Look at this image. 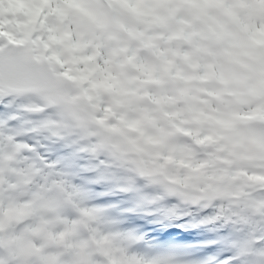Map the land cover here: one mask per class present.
Returning <instances> with one entry per match:
<instances>
[{
  "label": "snow or ice",
  "instance_id": "1",
  "mask_svg": "<svg viewBox=\"0 0 264 264\" xmlns=\"http://www.w3.org/2000/svg\"><path fill=\"white\" fill-rule=\"evenodd\" d=\"M244 2L262 13L253 18L258 32L253 40L264 44V0ZM186 4L199 5L201 10L180 23L192 29L190 35L201 37L209 60L220 64L231 42L228 9L222 8L209 21L203 6L224 5L225 0H0V149L6 143L22 144V156H35L44 165L59 161L57 167L62 164L72 170L99 165L80 175L100 177L93 185L97 201L126 208L130 193L119 187L107 190L112 182L100 175L101 158L91 160L89 153L78 151L83 142L74 144V137L58 133L57 125L74 122L72 100L93 94L98 68L105 69V85L111 87L118 105L131 108L139 94L134 81L156 82L153 69L145 63V56L154 54L156 47L150 43L152 31L168 30ZM160 5H170L167 15L157 12ZM131 68L139 69V74L131 77ZM236 80L233 73L224 82ZM243 87L246 98L236 102L208 93L216 106L205 102L207 110L186 100L187 114L177 113L179 123H172L175 132L222 154L253 136L260 125L258 142L264 151V81ZM250 183L258 191L245 189L244 194L250 201H261V206L242 226L231 215L235 208L229 198H210L211 186L195 203L169 197L168 205H178L169 218L154 213L127 215L160 240L185 235L177 232L178 227L211 233L183 248L156 245L172 249L173 264H264V162ZM237 232L243 238H233Z\"/></svg>",
  "mask_w": 264,
  "mask_h": 264
},
{
  "label": "rangeland",
  "instance_id": "2",
  "mask_svg": "<svg viewBox=\"0 0 264 264\" xmlns=\"http://www.w3.org/2000/svg\"><path fill=\"white\" fill-rule=\"evenodd\" d=\"M169 7L170 5H160L157 12L167 15ZM251 7L244 0H225L224 5L203 6L204 11L209 8L216 14L222 8L228 9L232 23L233 45L231 42L228 46L232 45V48L227 50L230 53L222 54L220 64L209 60L200 36H196L198 45L195 49L184 42L180 35L181 26L176 20L166 31H152L157 37L152 40L157 41L161 53L147 54L145 63L151 66L153 71L159 70L160 77L166 78L167 69L173 64L176 53L189 51L193 58L197 57L200 60L205 75L216 66L224 79L233 73L237 77L235 83H228L229 90L235 95H225L221 82L214 83L213 93L233 102L243 100L246 98V89L241 86L242 84L250 85L264 81V44L253 40V35H258V32L253 22L255 16L253 10H250ZM200 10L201 6L194 4L186 13L192 19ZM255 12L258 17L262 14L256 8ZM86 46L82 44V47ZM243 64L247 67L243 68ZM133 69L129 70L131 77H135ZM246 69L250 71L246 72ZM97 71L101 75L103 69L98 68ZM147 84L150 85L152 95L154 94L152 98L147 93ZM169 85L167 89L169 98L166 101L165 94L158 91L153 83L134 81L139 94L131 108L118 105L111 87L105 85V80L102 103L87 105L79 96L73 98L72 104L78 109L75 111V117L80 119L85 116L89 121L103 127L109 134L110 143L123 153L121 157L111 152L91 124L74 120L58 124L57 132L74 137V144L82 141L78 151L89 153L91 160L101 158L103 168L100 175L112 182L107 186V190L119 187L130 193L124 202L127 207L123 210L133 211L136 215L154 213L158 214L159 218H169L178 206L168 205L166 202L169 197H176L180 203H195L204 198L205 190L211 186L210 198H229L228 203L235 208L231 215L234 221L242 226L248 217L259 212L261 206V201H250L244 194L245 189L253 193L258 191L257 186L250 182L257 176L261 163L264 162V151L258 142L261 126L256 125L253 136L227 153L218 154L217 150L211 147L203 149L194 145L188 137L175 132L172 127L174 120L179 123L176 119L177 113L187 114V105L182 92L171 83ZM190 90L195 96L187 101L195 108L207 110L208 103H204L201 98L204 95L202 81L194 82ZM207 99L212 107L216 106L215 97L208 96ZM237 106L245 107L239 103ZM163 107L169 108L172 115H165ZM123 114L130 118L126 123L123 121L125 118ZM146 139L150 141L147 142ZM22 148V144L6 143L0 149V250L4 248L5 231L9 233L8 239L18 245L22 237L16 229L21 222L31 221L28 233L37 225L40 226L38 239L35 236L27 237L31 239L32 245L46 241L50 246H55V238L61 237L64 248L68 249L70 254L80 253L72 264H173L170 248L152 247L147 252L127 248V242L124 240L127 233L116 229L107 217L98 212L96 206L89 205L80 186L68 180L69 173L79 176L80 170H67L62 164L57 167L59 161H53L47 165L43 164L45 173H40L37 170L38 166L30 161L27 154L21 155ZM4 158L7 160L6 166L3 165ZM97 167L99 165H90L88 170ZM92 177L96 180L100 178ZM53 186L63 189L65 196L62 204L58 203L61 198L59 200L53 198ZM21 195H25L26 199L22 200ZM70 209H77L83 213L82 221L90 231L92 245L83 244L76 234L67 214ZM179 229L186 234L192 233L190 237L193 240H189L187 244L170 245L172 248L193 245L201 236L211 235L195 229L178 227L177 230ZM233 238L241 239L243 233H234ZM91 252L95 254L91 255ZM99 253L105 262L99 261ZM0 264H6L2 257Z\"/></svg>",
  "mask_w": 264,
  "mask_h": 264
},
{
  "label": "clouds",
  "instance_id": "3",
  "mask_svg": "<svg viewBox=\"0 0 264 264\" xmlns=\"http://www.w3.org/2000/svg\"><path fill=\"white\" fill-rule=\"evenodd\" d=\"M31 221L18 226L16 231L22 237L20 243L14 244L8 239L9 233H4V248L0 250V257L6 264H72L78 259L80 253H69L60 242L55 246H50L46 241H41L38 245H32L28 236H35L37 239L40 226L37 225L31 233L27 232Z\"/></svg>",
  "mask_w": 264,
  "mask_h": 264
},
{
  "label": "trees",
  "instance_id": "4",
  "mask_svg": "<svg viewBox=\"0 0 264 264\" xmlns=\"http://www.w3.org/2000/svg\"><path fill=\"white\" fill-rule=\"evenodd\" d=\"M207 15H211V13L210 12H207ZM212 17L213 16H210L209 17L210 18L209 20H211ZM183 31H184V36L189 37L188 30L185 29ZM230 43H229V45H230ZM197 73H200L199 69L197 70ZM214 73H215V77H216L214 79L216 81H220V82H223L224 83V81H223L224 79L222 77H220L219 71H218L217 68L215 69V72ZM172 74L177 78L178 84H179V89L181 91H183V93L185 94V96H191L192 93L189 91L190 83L187 82L188 72L185 69L183 70L179 65H175ZM192 76H193L192 78L195 81H198L201 78V75L200 74H195L194 72H193ZM205 84H206V87H205L206 94L209 95L208 93H212V92L210 90L211 82H209L208 78H206ZM98 85H99V79H97V82L91 86L93 89H95L94 92H98L99 91L98 90ZM123 121L124 122H128L129 121V118L125 116V118L123 119Z\"/></svg>",
  "mask_w": 264,
  "mask_h": 264
},
{
  "label": "water",
  "instance_id": "5",
  "mask_svg": "<svg viewBox=\"0 0 264 264\" xmlns=\"http://www.w3.org/2000/svg\"><path fill=\"white\" fill-rule=\"evenodd\" d=\"M100 132L102 133L103 135V138L105 139L107 145L109 146V136L108 134L101 128H99ZM112 151L116 154H118L119 156H121V153H119L118 149L115 147V146H112L111 147Z\"/></svg>",
  "mask_w": 264,
  "mask_h": 264
},
{
  "label": "bare ground",
  "instance_id": "6",
  "mask_svg": "<svg viewBox=\"0 0 264 264\" xmlns=\"http://www.w3.org/2000/svg\"><path fill=\"white\" fill-rule=\"evenodd\" d=\"M111 207H113V206L110 205V208H111ZM188 240H193V239L190 238V239H188ZM171 253H172V252H170V254H171ZM169 256H171V255H169ZM169 256H167V258H168ZM170 260H172V259H170ZM166 261H167V260H166Z\"/></svg>",
  "mask_w": 264,
  "mask_h": 264
}]
</instances>
